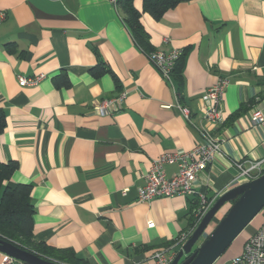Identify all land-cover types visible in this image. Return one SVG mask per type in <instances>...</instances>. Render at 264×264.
<instances>
[{
    "label": "crops",
    "instance_id": "crops-1",
    "mask_svg": "<svg viewBox=\"0 0 264 264\" xmlns=\"http://www.w3.org/2000/svg\"><path fill=\"white\" fill-rule=\"evenodd\" d=\"M133 5L149 36L144 51L111 0H0V162L16 165L12 185L32 186L33 242L65 251L67 261L50 257L59 263L154 264L156 251L181 249L197 198L136 197L156 157L198 142L175 107L176 88L193 124L221 146L200 191L208 185L212 198L230 190L235 163L259 162L264 173V126L249 117L264 101V0H191L158 22L142 13L141 0ZM171 50H184L175 89L146 55ZM40 74L37 86L17 84V76ZM220 78L229 80L224 123L212 128L200 97ZM120 92L127 97L119 111L94 110Z\"/></svg>",
    "mask_w": 264,
    "mask_h": 264
},
{
    "label": "built area",
    "instance_id": "built-area-1",
    "mask_svg": "<svg viewBox=\"0 0 264 264\" xmlns=\"http://www.w3.org/2000/svg\"><path fill=\"white\" fill-rule=\"evenodd\" d=\"M61 1V0H51ZM115 4V0H111ZM6 13L0 11V24L5 20ZM183 50H171L168 52L156 51L147 55L149 62L159 72L161 78L169 86L173 88L171 80L172 68ZM44 75L40 74L33 77L17 76V84L19 87H34L37 86L43 79ZM229 85V80L220 78L213 86H210L200 97L203 109V119L216 128L224 123V113L222 108L223 94L226 87ZM127 93L120 92L114 98L101 101L94 110L101 115L111 114L119 111L121 105L126 99ZM177 111L183 116V119L197 131L198 142L193 149L189 151L176 150L173 152L163 153L156 157L150 165V169L143 176V185L137 188V201L148 203L152 199L157 198H172V197H188L195 196L197 204L192 210L194 224L186 232H183L176 244L182 248L188 239L193 234L199 223L204 219V216L214 205L216 200L223 194L215 193L212 198L207 196L206 188L200 191L197 188V182L205 172V170L213 163L216 156L221 153V146L211 131L198 128L193 124L190 117V112L187 108L175 105ZM250 120L253 127L264 126V101H259L250 111ZM166 165L176 166L177 171L171 176H168L164 167ZM237 170L232 188L239 185L249 183L263 174L261 163L249 162V165L242 167V164H234ZM231 188V189H232ZM125 193V191H123ZM262 215V224L252 234L249 235L244 242L243 250L240 255H236L229 260L228 264H264V208L260 212ZM148 227H152L153 223H148ZM174 254L171 248L156 251L152 258L154 264H171ZM0 264H18L14 259L2 255Z\"/></svg>",
    "mask_w": 264,
    "mask_h": 264
},
{
    "label": "trees",
    "instance_id": "trees-1",
    "mask_svg": "<svg viewBox=\"0 0 264 264\" xmlns=\"http://www.w3.org/2000/svg\"><path fill=\"white\" fill-rule=\"evenodd\" d=\"M189 1L191 0H141L142 13L149 15L151 19L158 22L168 10L175 8L180 3L183 4L184 2ZM133 2L134 0H115L114 8H116L120 14L121 20L131 33L136 45L144 51L149 46V36L144 31L140 23L141 13L133 7ZM148 54H150V52ZM182 55H184V50ZM182 55H180L174 65V68H172L171 80L173 87L175 85V81H173L175 80L174 72L182 60ZM178 93L179 92L176 88L175 94L177 96V103L185 108V106L181 103L180 95ZM4 125V119L0 113V134L4 130ZM15 170L16 165L14 163L9 162L1 164L0 162V239L12 243L17 247L44 259L52 260L50 257L54 259H56V257H61L66 260L67 255L65 251L54 252V250L51 251L48 248L36 245L33 242L32 225L34 210L33 204L30 201L32 186L24 184L12 185L9 181ZM230 205L231 204L224 205L222 208L224 210V214L227 212ZM193 209L194 206L189 215V228H191L194 224V220H192ZM206 237L207 235H203V238ZM196 250L197 248H194L192 249V252ZM54 261L57 262L56 260ZM64 263L66 264L67 262Z\"/></svg>",
    "mask_w": 264,
    "mask_h": 264
},
{
    "label": "water",
    "instance_id": "water-1",
    "mask_svg": "<svg viewBox=\"0 0 264 264\" xmlns=\"http://www.w3.org/2000/svg\"><path fill=\"white\" fill-rule=\"evenodd\" d=\"M226 204H231L214 229L203 238L204 231ZM264 208V173L255 180L232 188L221 195L204 216L185 245L174 256L171 264H214L255 216ZM203 239L192 252L195 244ZM0 254L21 264H61L44 259L12 243L0 239Z\"/></svg>",
    "mask_w": 264,
    "mask_h": 264
},
{
    "label": "rangeland",
    "instance_id": "rangeland-1",
    "mask_svg": "<svg viewBox=\"0 0 264 264\" xmlns=\"http://www.w3.org/2000/svg\"><path fill=\"white\" fill-rule=\"evenodd\" d=\"M223 214H224V210H222V209L219 211V213H217V215L215 216V218L218 220L217 223L219 222L220 218H222ZM261 216L262 215L260 213L258 214V216H255L254 220L251 222L250 226L247 229H245V231H242V233L233 242H231L232 244L229 246V248L226 250V252L222 256H220L221 257L220 262L224 261L227 256H231V255L236 256V255H240L242 253L244 242H246L249 235L255 231V228L258 225L262 224V217ZM214 227H215V225H214ZM214 227H211V225L208 226L206 231H204V232H206V233H204V235L209 234L210 231H212ZM202 240L203 239H200L199 242L197 244H195L193 249L197 248L199 246V244L202 242ZM236 253H238V254H236Z\"/></svg>",
    "mask_w": 264,
    "mask_h": 264
}]
</instances>
